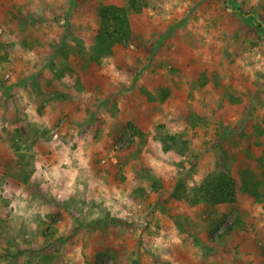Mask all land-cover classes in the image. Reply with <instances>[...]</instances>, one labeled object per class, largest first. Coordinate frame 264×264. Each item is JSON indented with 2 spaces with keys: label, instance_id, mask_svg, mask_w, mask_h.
Wrapping results in <instances>:
<instances>
[{
  "label": "rangeland",
  "instance_id": "rangeland-1",
  "mask_svg": "<svg viewBox=\"0 0 264 264\" xmlns=\"http://www.w3.org/2000/svg\"><path fill=\"white\" fill-rule=\"evenodd\" d=\"M128 2L3 4L0 264H264V204L240 186L247 169L264 193V0H151L91 61L100 7ZM218 172L235 203L196 200Z\"/></svg>",
  "mask_w": 264,
  "mask_h": 264
},
{
  "label": "trees",
  "instance_id": "trees-1",
  "mask_svg": "<svg viewBox=\"0 0 264 264\" xmlns=\"http://www.w3.org/2000/svg\"><path fill=\"white\" fill-rule=\"evenodd\" d=\"M150 3L151 0H129L127 7L101 6L98 12L99 28L90 47L89 59L99 63L102 59L112 56L114 48L126 43L130 38L129 14L139 13ZM258 27L264 30L263 25L258 24ZM161 140L164 153L183 154L186 151L187 144L179 136H166ZM240 180L242 192L256 203L263 204L262 182L247 169L240 172ZM193 193L196 200H202L211 206L233 204L236 201V184L234 179L225 172L211 173L206 175Z\"/></svg>",
  "mask_w": 264,
  "mask_h": 264
},
{
  "label": "crops",
  "instance_id": "crops-1",
  "mask_svg": "<svg viewBox=\"0 0 264 264\" xmlns=\"http://www.w3.org/2000/svg\"><path fill=\"white\" fill-rule=\"evenodd\" d=\"M5 1H10V0H0V12L2 13V15H4L3 14V12H5V8L3 7V4H5ZM24 1L25 0H21V2H22V6H23V10L27 13V14H31L34 18H36V16L39 14V12H38V10H37V8H36V6L34 7V5H37V6H39L40 4L39 3H41L43 0H31V2H30V0H26L27 2H25L24 3ZM45 1V0H44ZM51 2H52V4H55L57 7H62L63 6V4H62V2H63V0H51ZM19 4V6L21 5L20 3H18ZM7 18L8 19H11L12 18V15H10V14H8L7 15ZM13 21V20H12ZM138 32H140L141 34H142V37L143 38H145V37H147L148 36V34L149 33H147V32H144L143 30H138ZM29 34H31V33H27V32H25V34H24V36H26V35H29ZM32 35V34H31ZM14 38H16V34H14V32H13V34L11 35V38H10V41H12L13 43H14ZM148 38V37H147ZM14 44H17V43H14ZM12 50V49H11ZM36 50H38V48H36ZM38 52V51H37ZM31 57L32 56H34V53L33 54H31L30 55ZM32 71V70H31ZM37 82V83H36ZM35 84H39V86L41 87V88H44V84H45V82H44V77L42 76V77H40V76H38V78H37V80L35 81ZM32 95V94H31ZM74 95H75V93H74ZM68 100H70V101H73V102H71V104H73L74 102H76V97H73V98H69ZM53 124V123H52ZM98 147L96 146V148H95V150L97 149ZM89 152V151H88ZM90 158H91V154H90ZM94 179H96V177L94 178ZM264 204V203H263ZM263 204H261V205H263Z\"/></svg>",
  "mask_w": 264,
  "mask_h": 264
}]
</instances>
